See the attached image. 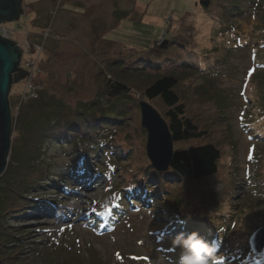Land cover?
<instances>
[{"label":"rangeland","instance_id":"1","mask_svg":"<svg viewBox=\"0 0 264 264\" xmlns=\"http://www.w3.org/2000/svg\"><path fill=\"white\" fill-rule=\"evenodd\" d=\"M22 1L21 19L0 24L6 26L8 40L23 50L19 68L30 73L11 87V145L18 136L16 120L27 106L20 102L25 103L30 81L46 82L40 99L31 102L35 108L27 116L32 120L46 107L77 108L102 93L98 74L108 58L119 56L120 50L128 55L147 48L189 20L199 25L202 37L198 48L187 49V54L194 52L190 61L208 50L211 57L196 59L195 66L227 63L207 86L216 90L217 98L224 96L225 104L214 105L201 91L193 93L189 104L191 116L211 132L193 143L219 141L222 156L218 174L192 185L194 189L183 199L179 196L183 186H173L169 195L165 191L151 204L125 194V187H131L133 178H139L150 163L148 158L141 162L143 167L139 159L132 162L129 156L114 160L98 154L90 144L77 141L76 149L55 142L45 156L51 176L38 172L45 183L50 178L49 184L30 192L37 205L6 222L13 233L2 239L3 244L8 257L21 251L19 258L1 255V264H179L182 254H190L185 242L196 232L167 229L164 223L177 220L180 211L188 213L185 206L178 208L182 200L195 204L212 223L221 224L222 231L230 229V251L264 227V142L254 135L256 128L245 127L251 123L260 132L264 126L257 123L264 121V71L258 73L262 63L253 57L264 43V0H212L210 12L199 0H27L29 7ZM235 29L243 37L242 47L234 46L233 40L228 45L229 33ZM133 116L141 118L138 112ZM209 118L216 123L209 126ZM133 138L131 143H143ZM191 144L176 142L174 150ZM81 168L90 178L86 185L72 176L81 174ZM85 172L80 179H88ZM119 195L121 201L116 202ZM191 223L190 229L196 222ZM178 237L181 244L176 246ZM215 254L211 264H224Z\"/></svg>","mask_w":264,"mask_h":264},{"label":"trees","instance_id":"2","mask_svg":"<svg viewBox=\"0 0 264 264\" xmlns=\"http://www.w3.org/2000/svg\"><path fill=\"white\" fill-rule=\"evenodd\" d=\"M199 1L206 11H211L212 0ZM198 28L200 27L196 23L184 21L180 26L173 27L171 33L168 30L161 41L158 38L147 48L140 47L128 55L122 54L120 50L119 56L108 58L107 63L99 69L98 80L103 85L102 93L97 98L84 102L77 108L63 105L46 107L32 120L27 116L29 110L35 108V103L31 102L40 97L46 85L44 79L37 78L43 89L39 91L38 98L20 103L22 106L27 105L25 111H28H24L20 119L16 120L15 131L18 132V136L12 141L8 168L0 177V256L3 255L4 259L8 260L19 258L21 251L8 257L3 244L2 239L5 240L9 233H13L6 222L12 217H17V213L31 204L37 205L30 199V192L49 184L50 178L47 177L45 183V179L38 173L51 172L46 169L45 156L48 146L55 145V142L60 145L68 143L77 149L76 142L79 141L90 144L98 154L113 156L114 160L129 156L132 162L139 159V164L147 161V152L144 148L147 131L141 125V118L133 116L136 112L141 114V100L150 102L162 114L169 125L174 145L180 141L192 144L184 149L175 150L173 163L168 172L156 171L148 161L145 167L141 163L143 171L139 178H133L131 187H125L126 195L136 198L134 201L154 204L161 193L166 191L168 194L173 186L174 188L183 186L179 195L183 199L194 189L192 185L218 174L222 156L221 145L217 143L219 141L216 144L193 143L197 139L208 137L211 132L203 129L201 123L191 116L189 104L190 100H193V93L197 91L208 94L210 101L214 105L218 103V107L225 104L224 96L222 98L220 95L217 98L214 93L216 90L207 86L212 83L213 77L222 74L218 68L227 63L219 65L202 63L199 67L195 66L196 61L203 60L201 57L207 60L211 57L208 50L204 55L196 56L190 61L194 52L187 54V49L197 47L199 38H202ZM232 32L233 34L229 33L228 45L233 40L234 46L242 47L243 37L238 34L237 29ZM261 44L262 51H258L257 48L253 56L255 62L262 63L258 68L259 74L261 70L264 71V43ZM199 77H204V80L200 81ZM183 89L189 91L184 92ZM216 118L220 119L221 116L218 115ZM206 120L209 126L216 123L211 122L210 118ZM256 126L250 123L245 127L250 131L256 128L254 135L264 142V126L260 128V132ZM133 136H137L139 138L137 140L143 143H131L135 140ZM84 171L87 175L84 168L80 169L81 174L72 175L81 185H86L90 179L88 175L86 176L88 179L79 178L84 175ZM118 201H121L120 195L116 202ZM178 208H183L188 213L180 211L177 220L166 221L164 224L167 229L184 227L188 229L187 231H195L204 242L216 249L215 257L218 262L221 260L224 264H264V254L254 256L247 241L243 244L238 243V246L230 251L227 240L230 229L224 228L222 231L221 224L212 223L209 218L204 217L195 204L182 200ZM193 221L196 223H193L190 229ZM2 262L0 260V264Z\"/></svg>","mask_w":264,"mask_h":264},{"label":"water","instance_id":"3","mask_svg":"<svg viewBox=\"0 0 264 264\" xmlns=\"http://www.w3.org/2000/svg\"><path fill=\"white\" fill-rule=\"evenodd\" d=\"M14 0H0V24L18 21ZM10 16H13L11 18ZM22 49L15 42L0 36V177L5 173L11 153L12 110L9 95L12 84L23 81L29 73L19 68ZM141 125L147 131L146 152L152 167L168 172L175 154L174 139L167 121L147 101H140ZM255 255L264 253V227L256 230L249 239Z\"/></svg>","mask_w":264,"mask_h":264},{"label":"clouds","instance_id":"4","mask_svg":"<svg viewBox=\"0 0 264 264\" xmlns=\"http://www.w3.org/2000/svg\"><path fill=\"white\" fill-rule=\"evenodd\" d=\"M257 123H264V121H257ZM182 237L176 238L174 245L179 246L181 244ZM190 245V254H182L179 264H211V258L216 249L209 244L198 238V234H191L185 246Z\"/></svg>","mask_w":264,"mask_h":264},{"label":"built area","instance_id":"5","mask_svg":"<svg viewBox=\"0 0 264 264\" xmlns=\"http://www.w3.org/2000/svg\"><path fill=\"white\" fill-rule=\"evenodd\" d=\"M7 31L8 30L5 29L4 26H0V36L2 38H4V39H8L9 38L10 35H9V32H7ZM37 46H39V45H36V47ZM26 47L29 49L30 45L26 44ZM32 67H33V65H32ZM32 77H33V75H32ZM29 83H30L28 85V86H30L29 89H28V93L29 94L24 96V98H25V99H23L24 102L28 101V99H36V98H38L39 91L41 89H43V87L41 85H39V84H36V83H34L32 81H30Z\"/></svg>","mask_w":264,"mask_h":264},{"label":"flooded vegetation","instance_id":"6","mask_svg":"<svg viewBox=\"0 0 264 264\" xmlns=\"http://www.w3.org/2000/svg\"><path fill=\"white\" fill-rule=\"evenodd\" d=\"M14 4H15V10H16V14L14 15V17L17 16V14H19V12H22L20 15L19 20L21 19L23 12H24V8H23V1L22 0H14ZM11 18H13V16H10Z\"/></svg>","mask_w":264,"mask_h":264},{"label":"crops","instance_id":"7","mask_svg":"<svg viewBox=\"0 0 264 264\" xmlns=\"http://www.w3.org/2000/svg\"><path fill=\"white\" fill-rule=\"evenodd\" d=\"M25 2H26L25 4H26V5H28V7H29L30 5H29V4H27V1H25ZM30 10H31V9H30ZM16 41H18V40H16Z\"/></svg>","mask_w":264,"mask_h":264},{"label":"bare ground","instance_id":"8","mask_svg":"<svg viewBox=\"0 0 264 264\" xmlns=\"http://www.w3.org/2000/svg\"><path fill=\"white\" fill-rule=\"evenodd\" d=\"M88 182H90V179H89V181Z\"/></svg>","mask_w":264,"mask_h":264}]
</instances>
